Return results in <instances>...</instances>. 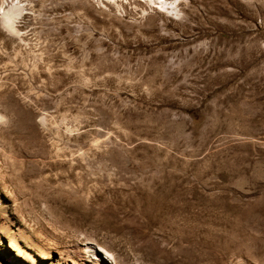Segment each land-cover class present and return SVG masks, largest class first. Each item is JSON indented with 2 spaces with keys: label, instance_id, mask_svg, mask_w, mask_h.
<instances>
[{
  "label": "rangeland",
  "instance_id": "1",
  "mask_svg": "<svg viewBox=\"0 0 264 264\" xmlns=\"http://www.w3.org/2000/svg\"><path fill=\"white\" fill-rule=\"evenodd\" d=\"M167 1L0 0V264H264V0Z\"/></svg>",
  "mask_w": 264,
  "mask_h": 264
},
{
  "label": "bare ground",
  "instance_id": "2",
  "mask_svg": "<svg viewBox=\"0 0 264 264\" xmlns=\"http://www.w3.org/2000/svg\"><path fill=\"white\" fill-rule=\"evenodd\" d=\"M150 5H153L157 7L158 9H165L170 12L175 13L176 11V1H167V0H147ZM17 5V4H14ZM19 6V5H17ZM14 13V14H13ZM4 17V23H6L8 30L10 33H16V29L13 25V16H16V12H9V13H3ZM2 119V116L0 114V121ZM81 250V257L83 258V261L88 264H100L102 262H105L107 257H109V253L105 249H97L95 246L90 245L89 243H85ZM100 262V263H99ZM71 264H76V261Z\"/></svg>",
  "mask_w": 264,
  "mask_h": 264
}]
</instances>
